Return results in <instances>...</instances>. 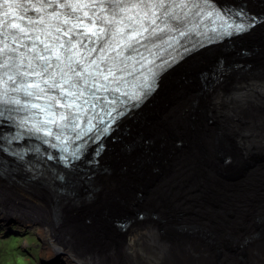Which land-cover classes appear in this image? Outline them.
<instances>
[{"label":"snow or ice","instance_id":"obj_1","mask_svg":"<svg viewBox=\"0 0 264 264\" xmlns=\"http://www.w3.org/2000/svg\"><path fill=\"white\" fill-rule=\"evenodd\" d=\"M217 11L213 32L239 35L264 23L244 5ZM212 15L202 14L199 0H0V118L9 113L0 154L24 159V150L11 149L23 137L6 131L16 127L11 113L24 110L31 130L61 153L43 159L71 169L88 141L107 134L125 105L151 90L175 59L169 50L188 51ZM74 141L81 143L70 152Z\"/></svg>","mask_w":264,"mask_h":264},{"label":"rangeland","instance_id":"obj_2","mask_svg":"<svg viewBox=\"0 0 264 264\" xmlns=\"http://www.w3.org/2000/svg\"><path fill=\"white\" fill-rule=\"evenodd\" d=\"M259 3L264 4V0L260 1ZM257 39L263 41L264 37ZM235 40L237 41L234 46H210V48L207 50L205 49L202 54H194L193 56H190V58H188L186 61L184 60L180 68L175 70L174 73L169 74L165 79L166 81L164 80L165 82H163L162 84V89L157 93V96H159L157 101L147 106V109L144 108L143 112L139 116H133L132 118H130L132 121L128 123L129 127L127 128L125 134H123L122 139L120 141L116 140L113 148H111V155H108L104 159V161L109 163V167H112V169H107L105 167L103 169H100L97 173L99 175V178H96L97 181H105V184H108L107 186H102L100 197L91 201H83L84 204L80 205L79 207L68 205L65 207L66 212L62 213H65V222L67 225H70L68 221L69 219H78L77 227H75L74 225L73 227L71 225L69 226L73 228L72 230H74L73 232L71 231L72 236H69V238H73L72 240H70L72 247L77 246L79 249H81V253L98 252L99 255L106 253L107 250L111 247H117V249L121 248V251L117 250V253L119 254L118 257H116L117 259H115V263L123 264L121 257L124 255V251L126 248L125 244L128 241L127 229L126 234L122 237H116L115 231L101 229L102 232L100 234L102 235L105 248L107 247V249H104L103 247L98 248L96 240L94 243L92 242V247L87 248V243L85 242L86 238L85 235H82V233L85 234V232H83L84 229L93 230V228H89L84 223L82 224V226L79 225L80 217H77L76 214H79V212H87L89 211V209L92 211L94 208L96 209L95 206L98 207L97 209H102L105 207L103 205H105V203L107 202H113V204L118 208H125L124 202L121 198H119V200L114 199V197L116 196L115 191L118 189L125 190V186L128 185L135 186L137 184L136 179L139 176L142 177L147 175V177H153V175L144 170V168H147L148 171H153L155 176H157L159 171L157 167L153 168V165H159V163L157 162H165L167 164V170L169 172L178 173V171H182L179 168V163L184 162L182 164L186 167V162H188V160L185 161V159L189 157V151L190 153L193 151L191 154L192 156L198 154L196 148L197 145H195L194 143H198V140H201V137L198 136L199 133H205L206 137H209V140H207L209 142V145H207L208 156L202 153V158L205 160H208L210 158L216 162V156H218L217 146L219 145L218 140H216V135L218 136L219 132H224L218 130L219 126H224L226 128L233 127L236 130L245 129L247 126H249L247 124H249L248 120L250 119L252 121L259 120V123L261 122L262 124H264V107L262 108L261 106L257 105L255 106V108L252 106H250L249 109L245 108V110L242 111L244 115L235 116L237 114H233V111H231L235 109L234 106L226 107L224 104H219L220 107L216 108L220 113L217 118V121L219 120L218 124H216L217 121L208 116L210 113H212V106L209 105V101H211V95L213 92L208 86L206 89L202 88L203 78L201 72L204 71L206 67H210L216 59H220L219 57L222 55H226V57H223L227 60L230 58H240V54L237 53L236 48L240 45L242 46L252 44V42L256 39L252 36V34L247 33L240 37H236ZM218 55L219 57H216ZM256 55L258 57L256 59L258 60V64L260 65L259 67H264V65H261L264 64V51H258ZM243 67L239 68V70L237 69V71L233 73H229L223 81L219 83L217 82L215 91L226 93L231 90L234 85L238 84V82L248 81L252 74L256 76L264 75V72L262 70L252 71L249 69V67ZM184 106L185 108H183ZM179 108L184 109V111L179 110ZM180 111L181 113H179ZM262 124L259 125V128L264 127ZM230 131L235 132L234 130H226V133H230ZM145 134L151 136H149V138H144ZM179 136L184 138L185 140L188 138L187 142H185L184 140L181 141L180 139L182 138H178ZM130 140H134V144L130 149H128V141ZM178 141H181L179 142L180 144L178 143ZM177 148H180V150H177ZM176 164H178V166H176ZM186 168L188 169V171L185 172V174L192 169H190L188 165ZM258 168L259 169H256L253 173V178L255 180H253L252 182L258 188V195L260 194V198L258 196L257 198H259L260 200H262L263 198V202L264 167L259 166ZM192 170L193 173H191L192 171L189 172L188 174L183 176L182 179L171 183L165 190H157V185H161L163 183L161 182L162 180H157V191L151 190L149 192L150 194L144 199V204L154 209H160V216L159 218L155 219H153L152 217H148L144 220L142 219L141 222H138L139 225L144 222L142 224V227L144 228H148V223L158 227L159 230H157V232L160 235L158 236V238L166 243L173 245L172 249L178 248V251H181L183 246L180 245V240L176 239V235L172 236L171 234L165 233L167 232L165 231V229L166 227L168 228L169 225L164 224L163 221H165L167 218L168 220L172 219L173 223H171L172 225L169 226V229L171 227L172 231H174V229L176 230V228L180 226V224H176L177 219H179L177 215L180 209L185 211V215H182L180 219L184 218V221L189 224H191L192 221H195L194 223H196L204 220V222H206L207 225L211 226V228L212 226H216L218 228L216 232L222 234L221 239L225 238L223 230L228 231L229 226L237 227L238 225H240V223H244V221L240 218L237 219L238 221H240L238 224H231L226 222L224 217L221 218L222 210L215 211L213 207H210L209 205L205 207L204 203H202V199L204 196H202V201H199L200 194H202L203 192H192L190 191V188H186V186L192 182V178L196 174V170ZM260 175H262L263 179L256 181V179H258L257 176ZM202 180L199 179V181L197 182L198 185H192L190 187H197V190H199L200 186L206 183L204 180ZM130 189L132 188L129 187V189H127L129 193H131ZM207 189L208 188H203V190L208 191ZM206 191L204 192V194H206ZM180 195H183V197H181V200L179 198ZM240 197L247 201L246 196L242 195ZM195 198L198 200H193L192 202L188 203L189 201L187 200ZM47 200L50 201V197H48ZM184 201H186V203L188 204H186ZM245 201L243 203L235 201V203L236 205H240V208L245 210V212H248L250 208L247 207L246 204L253 202ZM175 202L177 204L180 202L183 207H178L177 204L175 205ZM86 205L95 206L88 207V210H81L83 208L82 206ZM204 210L210 212L211 216L209 218L210 220L213 219V222H210V220L208 219L200 218L199 214L204 213ZM252 212L254 211H249V215H251L252 218L255 219L256 216L254 217V214H252ZM95 214H97V211ZM7 219L14 218L9 216ZM78 226L81 229H79ZM242 226L243 225H241V227ZM11 228L17 231L19 234H17V236L10 235V237L3 238L8 231H6L7 229L5 224L3 222H0V242H5L0 245V252L2 253H0V264H39L38 261L41 257L45 256L46 254V256L51 254V252L44 253L47 240H45L44 237L41 236V234L38 232V226L33 221L28 222L19 217L17 222L13 221ZM95 228L97 227L95 226ZM62 234L63 232L60 233V236H62ZM64 236L67 238L68 234ZM94 244L96 245V249H94ZM170 253L169 256L172 255ZM126 254L127 253H125V255ZM67 256L69 257L68 253ZM190 257L185 258L184 263L191 264L193 258ZM235 257L236 254L231 255L228 252L224 258L234 259ZM209 258L210 259H207L206 261H203L201 263L217 264L216 256H214V258ZM103 259H105V257H103ZM126 259H130L128 255ZM159 262L160 261L157 260L148 262L147 260L142 258H140L139 260H135V263L137 264H158ZM72 263L74 264V262ZM124 264H129V260L127 262H124ZM131 264H134V261H132Z\"/></svg>","mask_w":264,"mask_h":264},{"label":"bare ground","instance_id":"obj_3","mask_svg":"<svg viewBox=\"0 0 264 264\" xmlns=\"http://www.w3.org/2000/svg\"><path fill=\"white\" fill-rule=\"evenodd\" d=\"M228 1L236 2L235 4H241V5L246 6V9L250 14L258 15L257 13H259V12L264 14V4H261L262 2L259 3L262 0H220L221 3H225ZM248 33L252 34V36L255 37L256 40H254L252 42V44H247V45H242V46L240 45L239 47L236 48L237 53L239 52V50L244 52V53L240 54V58H237V59H231L230 58L227 60L224 58V57H226V55H222L219 57L220 59L217 60L220 63V66H223V67H219V69H218V71L220 72L219 75L216 74V76L210 80L211 85L208 86L210 88V90L213 92L211 95V101H209V105L212 106V110H211L212 113H210L208 116L211 117L212 119H214L215 121H217L218 115L220 114L219 111H217V109H216V108L220 107L219 104H224L226 107H228V106L233 107L234 106L235 109H233L231 111H233L232 112L233 114H237L235 116L244 115L242 111H244L245 108L249 109L250 106H252L254 108L256 105L261 106L262 108L264 107V75H261V76L257 75L256 76V75L252 74V76L249 78L248 81L238 82V84L234 85V87L226 93H220V92L215 91V86H216L217 82L219 83V82L223 81L229 73H233V72L237 71V69L239 70V68H242L243 66L245 68L249 67V69L252 71H259V70L261 71L262 70L264 72V67H262V68L259 67L260 65L258 64V60L256 59V58H258L256 53L258 51H264V40L261 41L260 39H257V38L264 37V23L258 24L256 27H254ZM235 39L236 38L232 39L234 41L231 42L230 45L228 44V46L227 45L226 46L227 47L234 46V44L237 41ZM215 45L221 46V47H226L225 45H223L221 43H218ZM212 47H214V46H212ZM209 48H210V46H207L206 50ZM245 52H247V53H245ZM196 54L199 55V54H202V52L195 53V55ZM188 58H190V56L184 60L186 61ZM237 61L242 62L243 65H238L236 68L232 67L233 64H235ZM183 62L184 61H182L181 63H183ZM261 65H264V64H261ZM216 68H218V64H217ZM164 78L160 80V84H159L160 89L162 87L161 85L164 82ZM250 98H252V99H250ZM150 101H152V99ZM148 102H149V100H148ZM187 105H186V108H187ZM183 108H185V106ZM179 110L184 111V109H182V108H179ZM181 111L179 113H181ZM123 120H125L127 123H130L129 122L130 119L128 120V117L123 118ZM218 122H219V120L216 122V124H218ZM248 122H249V124H247V125H249V126H247L246 128L244 127L245 129L236 130L233 127L226 128L224 126H219V129H218L219 131H224V132L226 130H228V131L234 130L236 133L233 131H230V133H228V134L233 133L235 135H237V134L241 135L242 136V140H241L242 145L245 146V152L247 155L252 153L254 151V149L259 148L260 151L264 150V148H263L264 147V137H262L263 134L260 135L258 133V130H257V128H259V125L262 123L261 122L259 123V120L252 121L251 119L248 120ZM262 125L264 126V124H262ZM120 128H121V126H120ZM246 131H248V136L245 135ZM224 134H226V133H224ZM149 136H151V135L145 134L144 138H149ZM198 136L201 137V140L200 141L198 140V143H194L195 145H197L196 148H197L198 154H196L195 156H192L191 154L193 151L190 153V151L188 149L189 157L185 159V161L188 160V162H186L188 167L190 169L192 168V169L196 170V174L192 178V182L189 183V185H187L186 188L187 189L190 188L191 189L190 191H192V192H198V193L203 192L202 194H200L199 201L203 200L202 203H205V202H208V201H205V199L207 197L210 198V196H211V186L213 185L212 181L214 180V184H215L216 182H218L220 180V175L222 173L221 172L222 170L220 169L221 165L220 166L216 165L214 160H212L210 158L208 160H205L202 158V153H204L205 155L208 156L207 145H209V142L207 140H209V137H206L205 133L204 134L199 133ZM216 137H217V135H216ZM178 138H182V137L179 136ZM185 138H186V136H185ZM187 139L185 140L184 138H182L180 140L181 141L184 140L185 142H187ZM133 142H134V140L128 141V149H130L133 146V144H134ZM178 142H180V141H178ZM106 144L108 145V148L111 149V148H113V145L115 144V142L107 139ZM220 144H221L219 146L220 150L225 148L223 141ZM256 146L258 148H256ZM177 150H180V148H177ZM256 152H257V150H256ZM105 154H106V152H104L102 154V156L99 158L101 160V162H102ZM157 163H159V165L158 164L153 165V168L157 167V169L159 171L157 176H155L153 171H151V170L148 171L147 168H144V170H146L148 173L152 174L153 177H147V175L142 176V177L139 176L136 179L137 184L135 186L128 185V186H125V188H126L125 190L118 189L115 191L116 196L121 198L124 202V205H125L126 212L123 213V215H124L123 221L124 222L130 221V223L127 227L128 241L125 244L126 248H125L124 254L127 253L128 256L131 255L130 257L134 260V264H137V263H135V260H139L140 258L145 259L148 262L154 261V260L160 261L158 264H186V263H184L185 262L184 259L188 258L192 255L193 256L190 257V258H193V260L191 261V264H202L201 262L206 261L209 258H207V255H205V253H204L206 251L202 250L201 249L202 247H200L198 244L192 243L191 245H189V242L186 241V238H183L180 240V245L183 246L182 249L180 248L181 251H178L177 250L178 248L172 249L173 245L166 243L163 240H161L160 238H158V236H160L159 233L157 232V230H159L158 227L148 223V225H149L148 228H144V227H142V224L144 222L139 225L138 219L132 220V218L129 215L130 214L129 207L131 206V208L133 209L132 211L134 213L133 215L131 214V216H133V217H134V215L138 214V211L145 210L146 214H147L146 216L154 214L155 217H153V219L159 218L160 213H161L160 209H154V208H151L150 206L148 207V205L144 204V199L150 194L149 192L151 190H153V191L165 190L171 183L182 179L183 176H185L189 172L192 171L191 173H193V170L191 169L188 173L185 174V172H187L188 169L186 168L187 165L185 167L182 164L184 162L179 163L180 164L179 168L182 171H178V173L169 172L167 170L168 168H167V164L165 162H157ZM176 166H178V164H176ZM243 166H244V164H242V166L240 167L241 170H242ZM109 169H112V167H109ZM253 173H254V170L252 172L248 173L247 176L245 177V179H242L240 181L234 182V181H230V180L228 181L227 180L226 181V189H228V191H229V196H228L227 201L222 200V202H221V200L218 199L217 200L218 204H215V205H217L216 207H214L212 204H207V206L208 205L210 207L212 206L213 209L216 211V210H222L223 209L222 206L227 205V208L229 211L235 212L234 211L235 209L239 210L241 207L240 205H236L235 201H239L240 203H243L244 201L232 200V199L237 197V195L242 194L243 196H246L247 201L253 202V203H247L246 204V206L250 208L249 211H254V209H255L254 213L252 212V214H254L253 216L255 217V216L262 215L264 213V210L259 209L260 194L258 195V188L252 182L253 180H255L253 178ZM98 176L99 175H97V176L95 175L93 180H91L92 182L90 183V185H94V188L96 189L94 191L95 199L100 197L102 186L104 187L106 185L105 181L104 182L95 181L96 178H99ZM161 176L164 178H162ZM202 178L206 183L204 185H201L199 190H197V187H190L192 185H198L197 182L199 181V179L202 180ZM257 178L261 179L260 176H257ZM157 180H159V181L162 180L161 182H163V183L161 185H157V183H158ZM36 182H38V181H36ZM156 185L158 187L157 190H156V188H157ZM129 187L132 188V189H130L131 193H129L127 191V189H129ZM203 188H205V189L208 188L207 189L208 191L203 190ZM205 191H206V194H204ZM44 194L47 195L49 193H48L47 188L42 186L41 184L30 181L29 184L26 183V185H22L19 182L17 183L12 178H9V177L6 178V177H3L0 175V219H7L9 216H11L16 221H18L19 217L23 218L24 220H26L28 222L33 221L38 226V228H37L38 232L41 234V236L44 237L45 240H47V244H46L44 253L51 252V254L48 255V256H51L54 254V252L57 251V249H62L63 251L68 253V255H69L68 259L71 260L72 262H74L75 264H109L105 259H103V257H105V258H107L109 256L111 257L112 255L117 253V250L121 251V248L116 250L115 247H113V248L111 247L107 250L106 253L99 255L98 252H96V253H94V252L93 253H86V252L81 253V251H80L81 249H79L77 246L72 247L70 240H72L73 238L71 239V238H69V236L70 237L72 236L71 231L72 232L74 231V230H72L73 228L69 227L68 225L59 226V224H58L59 212L56 213V211H52V212L50 211V208H48L47 205H45V203L43 201ZM114 195H113V197H114ZM194 195H195V193H194ZM205 195H208V196H205ZM242 195H239V196H242ZM202 196H204L203 199H202ZM257 196L259 198H257ZM181 197H183V195L179 196L180 200L182 199ZM74 199H75V196H72V197L62 196V198L58 202V208L61 209L62 205H65V206L73 205L72 200H74ZM193 200L197 201L198 199L195 198V199H191V200H187V201H189L188 203H190ZM184 202L186 203V201H184ZM112 203L113 202L105 203V205H103L105 207L102 209H97V208L95 209L94 208L92 211L89 209V211L85 212V214L88 217L89 216L92 217L95 214V211H98V212H101L104 215H106L107 220L108 219L114 220V218H116L117 216H115L113 209H115L117 206L112 204ZM188 203H186V204H188ZM176 204L177 203L175 202V205ZM234 205H236V206H234ZM177 206L183 207V205H181L180 202L177 204ZM234 207H235V209H234ZM184 212L185 211H183L181 209L178 211L177 217L179 219H177L176 224L181 225V223H184L186 225L191 226V224L184 221V218L180 219L182 217V215L185 214ZM16 217H18V218H16ZM95 217H94V219H95ZM173 217H174V215H173ZM163 223L171 226L172 225L171 223H173V220L172 219L168 220V218H167L165 221H163ZM195 224L196 225L199 224L200 226H202V224H205V227L209 226L204 221L196 222ZM169 226H168V228L166 227V229L164 228L165 231H167L165 233L171 234L172 236L176 235V239L178 240V238H179L178 230H179L180 226L177 228L175 227L176 230L174 229V231H172L171 227L169 229ZM62 232L64 235L68 234L67 238L63 234H62L63 238H62V236H60V233H62ZM223 232L225 235H226V233H228L227 230H223ZM125 234H126V231L123 232V235H121V236H119L117 233L116 237H122ZM210 234H211L210 240H213L215 238L221 240V238H222V234H220V233H218L217 237H213L214 235L212 234V232ZM237 234L239 236H241V235H243V232L240 231V229H238ZM244 235H243V237H244ZM97 239L98 238H96L95 240H97ZM222 240H224V239H222ZM103 243H104V241L100 242V244H103ZM182 243H185V244H182ZM221 243H223V242H221ZM228 252L229 251L227 249H225V247H221V252H220L221 256L218 258L216 257L217 264H243L244 263L245 260H243V262L241 263L240 258L242 256L239 254L236 255V257L234 259H232V258L231 259H229V258L225 259L224 257L227 255ZM169 253L172 255L169 256ZM102 255H105V256H102ZM260 264H264V261H261Z\"/></svg>","mask_w":264,"mask_h":264},{"label":"water","instance_id":"obj_4","mask_svg":"<svg viewBox=\"0 0 264 264\" xmlns=\"http://www.w3.org/2000/svg\"><path fill=\"white\" fill-rule=\"evenodd\" d=\"M258 133L260 135L263 134L262 137H264V127L257 128ZM225 132H219L217 136V140L219 142L218 147V156H216V165H221L220 169L222 170L220 175V180L214 184V180L212 181L211 186V196L210 198H206L204 205L205 207L207 204H212L214 207H216L218 204L217 200L220 199L227 201L229 196V191L226 189V181H240L242 179H245L248 173L255 171L256 169H259V166L264 167V150L260 151V149L256 146L258 149H254L252 153L249 155L245 152V146L242 145V136L241 135H235V134H224ZM252 133V132H251ZM250 133V134H251ZM230 135V136H229ZM245 135L248 136V131L245 132ZM224 143V147L222 150H220V143ZM253 145V144H252ZM264 148V147H263ZM257 150V152H256ZM244 164L242 170L241 166ZM219 169V170H220ZM261 179H263L262 175H260ZM261 179H256V181H259ZM264 185V180H263ZM114 199L119 200L118 196H115ZM232 200H242L245 201V199H242L240 196H237L233 198ZM263 200V198H262ZM259 200V209L264 210V201ZM247 202V201H245ZM119 203V202H117ZM113 204V203H112ZM222 214L221 218L224 217L225 221L231 224L239 223L237 219L240 218L244 221V223H240V225L236 226H229L228 227V233H226L224 240L219 239H213L210 240V233L214 235L213 237H217L218 233L216 230L218 229L216 226H208L205 227V224H202L200 226L199 224L196 225L194 222H191L190 225H186L184 223H181L178 234H179V240L186 238V241L189 242V245L192 243L198 244L200 247H202V250H205V255H207V258L209 256L214 258L216 256L217 258L221 256V247H225L229 251L231 255H241L240 258L241 263L244 261L243 264H260L261 261H264V213L260 216H256L255 219L252 218L251 215H249V212H245L242 208L235 209V212H231L228 210L227 205L222 206ZM124 210V211H123ZM133 209L131 206L129 207L130 217L132 219H137L138 214L146 213L145 210L138 211L137 215H133ZM85 211V210H84ZM255 211V209H254ZM113 212L115 213L116 218L114 220H106L103 221V219H100V217H95L94 215L86 216L85 212H79V214H76L79 218L80 224L82 223H88L89 219L92 220V224L87 225L89 228H93V230H84L85 234L83 233V236L85 235V242L87 243L86 247L90 248L92 247V242L94 243L95 239L96 244L98 245V248L103 247L105 248L104 243L100 244L101 241H103L102 235L100 234L102 231L101 229H108L111 231H115V233L119 236L123 235V229L118 226L123 221V213H125V208H118L116 207L113 209ZM204 213L199 214L200 218L202 219H208L210 220V212L203 211ZM254 213V212H253ZM117 214V215H116ZM185 214H183L184 216ZM95 217V219H94ZM220 218V217H219ZM75 223H78V219H73ZM253 220V221H252ZM204 221V220H202ZM119 224L117 225V223ZM210 222H213V219L210 220ZM208 222V223H210ZM255 222V223H254ZM216 223V222H214ZM98 225V226H97ZM241 225H243L241 227ZM95 226L97 228H95ZM193 228V229H192ZM95 229V230H94ZM238 229L243 232V235L239 236L237 234ZM95 231V232H94ZM182 232V233H181ZM262 239V241H261ZM223 242V243H221ZM119 245V244H118ZM263 245V246H262ZM96 245L94 244V249ZM117 250V247H116ZM117 254V255H116ZM119 253H115L111 257L105 258V260L109 264H114L116 257H118ZM123 256L121 257V260H123ZM210 259V258H209ZM39 264H73L71 260L68 259L67 253L63 251L62 249H57L56 252H54L51 256H43L39 259ZM75 264V263H74ZM116 264V263H115Z\"/></svg>","mask_w":264,"mask_h":264}]
</instances>
